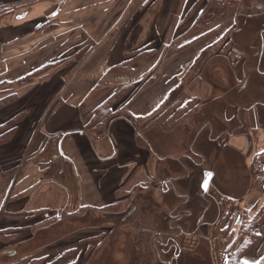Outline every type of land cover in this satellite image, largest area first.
Instances as JSON below:
<instances>
[{
	"label": "crops",
	"instance_id": "0c3cea01",
	"mask_svg": "<svg viewBox=\"0 0 264 264\" xmlns=\"http://www.w3.org/2000/svg\"><path fill=\"white\" fill-rule=\"evenodd\" d=\"M0 1L8 7H24L13 8L10 14L12 23L1 31L0 38L4 45L12 42L9 46L13 47L22 43L25 48L31 43L30 37L33 35L42 44H47V29L49 25H56L50 36L60 41L59 53L65 51L64 41L70 38L75 42L82 40L81 48L74 53L77 56L86 54L77 60L73 55L65 61L52 80L35 82L25 77L29 78L26 79L28 82L14 89L17 100L0 110V123L26 111L25 118L11 136L0 143V231L8 232V237L12 238L10 243L13 249L10 253L18 258H77L78 251L62 250L61 246L63 241L77 242L85 234L84 231L65 228L73 216H82L89 211L121 216L137 190L149 191L151 187L166 196L172 192L178 198L186 197L169 186L173 187V181L185 180L189 173L181 159L186 157L183 146L186 135L189 136L188 130L194 129L190 121L194 116L169 128L152 121L168 104L173 91L183 89L179 93L181 96L199 102L197 93L207 83L201 81L196 73L190 78L194 69L192 63L179 76L174 87L172 81L176 67L172 59L185 53V48L191 44L189 48L196 50L204 46L200 43V33L191 34L194 32L192 25L196 15L186 16L195 1L81 0L76 7L84 9V12L78 11L70 18L64 15L65 0H56L54 12L48 15L45 9L47 0H38L30 10L27 7L32 0ZM48 18L55 19V22L47 23ZM78 22L81 25H77ZM186 33L189 40H179ZM131 37H134L132 42ZM136 46L146 47L141 51L148 50L149 56L132 65L131 75L108 74L112 66L125 59L128 49ZM222 50L227 51L228 45H224ZM170 53L175 56L165 60L163 55ZM25 58L22 60L24 69ZM190 59L186 58V61ZM18 66L13 61L11 66L8 65V71H2L4 66L1 65L0 77L9 78V70ZM67 69L70 70L69 76L66 72L62 73ZM27 70L29 76V66ZM25 78L21 81H25ZM188 78L190 81L186 84ZM193 83L196 84L191 87ZM97 84L108 86L109 90L123 84L132 85L133 89L113 105L112 116L105 129L95 131L87 124L94 108L104 100L101 98L96 102L90 99ZM85 85L91 90L83 92ZM37 86H60L61 91L48 97L42 92V99L32 108L25 98L28 95L31 99L36 98L31 88ZM156 131L158 133L154 135ZM231 136L233 134L228 137L226 146L234 150V137ZM263 151L264 142L256 149L254 156ZM255 174V170L251 171L253 188L245 200L242 215L253 214L264 203V182L255 184ZM216 200L220 205L223 203L218 218L225 217L230 229L236 230L241 218L234 228L232 199L218 195ZM172 203L173 200L169 204L171 207ZM134 211L133 205L131 215ZM57 226H63L58 238L44 240L42 233ZM257 231L258 242L243 257L245 260L249 256V262L245 260L249 264H256L264 250V216ZM213 240L212 235V248ZM199 241L196 231L186 232L182 250L195 249ZM214 256V264H219L217 254ZM223 260H226V254ZM72 261L64 264H75ZM44 263L47 262L44 260Z\"/></svg>",
	"mask_w": 264,
	"mask_h": 264
},
{
	"label": "rangeland",
	"instance_id": "374dc122",
	"mask_svg": "<svg viewBox=\"0 0 264 264\" xmlns=\"http://www.w3.org/2000/svg\"><path fill=\"white\" fill-rule=\"evenodd\" d=\"M37 1L32 0L27 9L30 10ZM79 1L81 0H65L64 15L66 17L75 16L78 11L84 12V9L76 7ZM45 2L47 3L46 15L53 13L56 0ZM13 8L22 9L24 7L22 5L8 7L0 1V36L5 26L12 23L10 14L14 11ZM47 21V23L55 22V19L48 18ZM199 24L200 28L191 34H201L200 41L202 42L200 43L204 44L202 48L190 49L189 47L193 45L191 44L177 59H172L175 55L171 53L163 55L165 60L172 59V62L176 64L172 75L173 87L191 63L194 64V69L190 73V78L192 79L193 74L196 73L201 81L207 82L197 93L199 102L196 115L193 114L194 117L190 120L194 129L188 130L189 136L185 132L187 139L183 151H186V157L181 160L185 163L189 173L184 171L187 173L186 179L173 181V187L169 186L171 190H175L180 195H186V197L178 198L172 192L166 196L160 190L151 187L149 191L137 190L126 204V210L121 216L94 211L78 217L73 216L65 228L72 231H84L85 234L77 242L63 241L61 246L62 250L78 251V257H75L76 259L61 256L43 258L38 259L39 262L35 261L36 264H43L44 260L49 264H64L74 259L72 262L75 264H165V259L170 260L171 256L163 254L160 246L156 249L158 245L153 243L152 235L154 233L153 238L157 241V230L167 229L170 210L166 206H169L171 200L188 201L184 208L190 210L192 215L187 230L191 233L195 230L200 237L197 247L190 251L182 250L174 264H214L215 252L211 244V233L218 219L220 208H223V203L220 205L216 197L222 195V197L232 199L231 205L235 215L233 227L235 228L245 209L248 193L253 188L250 181V166L254 152L264 142V0H237L231 9L224 12H220L219 9H209L204 13ZM77 25H81V22ZM54 27L56 25H49L47 29V44H42L39 38L33 35L27 47L23 48L22 43L10 47L12 42L4 45L0 38V66H4L2 71H8V65L11 66L13 61L19 65L18 68L9 70V78L0 77V92L6 89L8 92H17L14 89H18V85L28 82L26 79L29 78H25L28 77V66L30 72H33L49 62L61 61L43 75L30 78L35 82L52 80L60 67L65 64L64 62L77 54L74 52L81 48L82 40L75 42L70 38L64 41L65 51L59 53L60 41L50 36L53 35L50 33H53ZM63 35L67 36L66 33ZM181 37L179 40H189L188 33ZM133 40L134 37H131L130 42ZM19 41L22 40L16 42ZM224 45H228L227 51L222 50ZM77 55L74 60L86 54ZM24 57H26L24 59L26 69L23 68L22 62ZM186 58L191 59L186 61ZM178 60L180 62H177ZM65 72L69 76L70 70H62V73ZM23 78L25 81L22 82ZM5 79L13 83L8 84ZM189 81L188 78L186 84ZM195 84L193 83L191 87ZM102 85H95L90 95L91 100L99 102L101 98L103 100L107 96L100 88ZM90 90L87 85L83 87V92ZM96 90H98L96 93L98 97L94 95ZM182 90L173 91L169 99L172 97L177 99ZM60 91V86H37L31 88L32 95L37 97L31 99L28 95L25 100H28V104L33 108V105L42 99V92L48 97ZM5 94L0 93V97ZM16 96L17 100V93ZM49 102L46 104L48 105ZM165 107L162 110H165ZM22 112H25L26 116V111ZM87 120L88 118L84 122ZM207 123H209L208 126ZM93 129L97 131L94 126ZM157 133L156 131L154 135ZM232 134L234 150L227 147L228 137ZM158 135L162 138L161 133ZM209 173L211 174L209 186L207 190H204L202 185ZM133 205L135 211L131 215L130 210ZM63 226L45 230L42 233L43 239L58 238ZM11 241L12 238L8 237V232L0 231V243L3 245H0V264H9L22 259L10 253L13 249ZM247 257L245 260L249 262Z\"/></svg>",
	"mask_w": 264,
	"mask_h": 264
},
{
	"label": "trees",
	"instance_id": "16d2710c",
	"mask_svg": "<svg viewBox=\"0 0 264 264\" xmlns=\"http://www.w3.org/2000/svg\"><path fill=\"white\" fill-rule=\"evenodd\" d=\"M153 1L154 2L152 3L156 2V0ZM194 1L195 2L192 4L186 16L192 17L196 15V20L192 25V30L195 31L200 28L199 22L203 18L204 13L209 9H219L220 12L228 11L234 6V3L237 0ZM145 48L146 47L139 48V46L130 47L125 53V59L119 64L112 66L108 70V74L127 76L131 75L132 65L137 60L149 56L148 50L143 52L141 51ZM58 62L61 61L49 62L39 69L31 72L28 77L34 78L35 76H41L54 67ZM100 88L102 91H105L104 93H106L107 96L94 108L93 115L89 119L87 125L92 128L94 126L97 129L99 128L103 130L112 116L113 105L125 95L129 94L132 91L133 86L123 84L117 86L116 88H112L111 90H109L108 86H101ZM104 88L106 90H104ZM98 90H96L94 93L96 97H98L96 94ZM0 93H6L0 97V110L16 101L17 96L15 92H8V89H6ZM166 106V109L160 110L152 122L161 124L165 128H169L177 123L191 118L197 111L198 102L197 99L184 97L179 94L177 99H174V97L169 99V102ZM24 116L25 112H19L7 119V121L0 123V143L5 142L11 136V134L17 128V125L23 120V118H25ZM251 166H255V184H262L264 182V151L256 154L253 157ZM263 216L264 203L253 214L244 213L236 230L230 229L229 223L226 224L225 217L220 218L217 221L214 227L213 236L214 250L218 255L219 264H245V260L243 258L244 255L251 248H253L259 240L257 226L262 221ZM225 254L226 260L224 261L223 255ZM35 261L39 262V260L35 257H24L17 262H11L9 264H36ZM256 264H264V251L262 252Z\"/></svg>",
	"mask_w": 264,
	"mask_h": 264
},
{
	"label": "flooded vegetation",
	"instance_id": "af4514ba",
	"mask_svg": "<svg viewBox=\"0 0 264 264\" xmlns=\"http://www.w3.org/2000/svg\"><path fill=\"white\" fill-rule=\"evenodd\" d=\"M208 186H209V183H208ZM207 189H208V187H207ZM173 202L174 203H172V207L169 205L170 208H168L170 210L169 211L170 213L168 215V217L170 219L168 220L167 229L166 230H163V229L157 230V234H156L158 237L157 241H155L153 238L154 233L152 235L153 243L155 245L156 244L158 245V246H156V249L160 246L161 252L163 254L165 253L167 256H171L170 260L165 259V261H164V259H161L162 261L166 262L165 264H174V261L176 260V258L181 255L183 236L186 232L187 233L189 232L187 230V227L190 224V217L192 215L190 210H186L184 208L187 206L188 201H186V202L185 201H180V202L173 201ZM220 218L221 217H219L215 221V223L213 225L212 232L214 231V227ZM194 231L195 230H193V232ZM213 239H214V236H213ZM213 249H214V245H213ZM215 253H216V251H215ZM217 257H218V255H217Z\"/></svg>",
	"mask_w": 264,
	"mask_h": 264
},
{
	"label": "water",
	"instance_id": "95a60500",
	"mask_svg": "<svg viewBox=\"0 0 264 264\" xmlns=\"http://www.w3.org/2000/svg\"><path fill=\"white\" fill-rule=\"evenodd\" d=\"M210 178H211V175H208V176L206 177V179H205V181H204V183H203V185H202V188H203L204 190L207 189V187H208V183H209V181H210ZM205 182H207V187H206V188H205Z\"/></svg>",
	"mask_w": 264,
	"mask_h": 264
},
{
	"label": "snow or ice",
	"instance_id": "6c2138e0",
	"mask_svg": "<svg viewBox=\"0 0 264 264\" xmlns=\"http://www.w3.org/2000/svg\"><path fill=\"white\" fill-rule=\"evenodd\" d=\"M209 175H211L210 173H209ZM207 187V182H205V188ZM245 264H247V262L245 261Z\"/></svg>",
	"mask_w": 264,
	"mask_h": 264
},
{
	"label": "built area",
	"instance_id": "2783aa9c",
	"mask_svg": "<svg viewBox=\"0 0 264 264\" xmlns=\"http://www.w3.org/2000/svg\"><path fill=\"white\" fill-rule=\"evenodd\" d=\"M254 169H255V167H254V166H252V167H251V170H254Z\"/></svg>",
	"mask_w": 264,
	"mask_h": 264
}]
</instances>
